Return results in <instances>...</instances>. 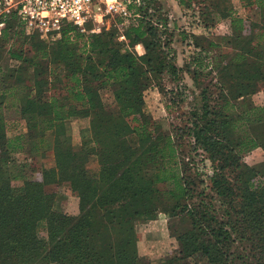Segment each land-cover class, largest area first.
I'll return each instance as SVG.
<instances>
[{
  "label": "trees",
  "instance_id": "1",
  "mask_svg": "<svg viewBox=\"0 0 264 264\" xmlns=\"http://www.w3.org/2000/svg\"><path fill=\"white\" fill-rule=\"evenodd\" d=\"M187 1L193 0H178L183 8ZM143 2L130 5L133 17L122 28L127 46L144 47L142 56L117 47L116 36L106 30L82 34L67 25L60 39L47 41L38 32L28 33L16 13L6 16L0 36V107L11 93L18 99L20 115L30 120L31 139L52 131L54 164L24 165L30 175L12 170L11 165L17 169L18 162L9 151L6 122L0 113V264H141L135 222L154 219L160 209L171 210L162 198L153 199V186L174 181L185 195L179 185L176 146L170 137L157 134V123L143 109L144 91L153 85L163 90L164 74L179 72L150 24L149 1ZM249 4L264 10V0ZM207 10L204 24L210 28L213 18ZM260 31L258 41L264 39V15ZM85 39L83 49L72 47ZM195 40V48H202L203 41ZM250 41L234 47L239 53L231 61L219 62L215 70L220 94L214 104H205V112L196 114L193 122L194 150L208 156L215 171L209 177L211 191L233 214L231 229L200 205H173L171 216L181 214L192 229L179 237L182 257L162 264H188L183 260L199 253L209 264H264V182L257 185V172L241 162L251 148L262 145L260 135L264 134L236 131L238 122L264 127V117L254 121L251 113L238 117L233 112L238 100L252 101L264 81V44L263 52L253 54ZM208 46L216 47L213 41ZM246 57L254 60L235 62ZM103 85L117 87L113 109L105 107L99 94ZM85 118H90V127L76 149L67 134L68 121ZM131 120L136 126L130 125ZM134 135L137 145H133ZM158 138L162 149L157 148ZM93 157L98 160V172L90 168ZM166 158L173 163L160 166ZM15 181L23 185L15 187ZM62 185L79 199L76 216L59 210L54 193L48 191ZM234 233L249 244L250 263L229 250Z\"/></svg>",
  "mask_w": 264,
  "mask_h": 264
},
{
  "label": "rangeland",
  "instance_id": "2",
  "mask_svg": "<svg viewBox=\"0 0 264 264\" xmlns=\"http://www.w3.org/2000/svg\"><path fill=\"white\" fill-rule=\"evenodd\" d=\"M146 1H149L148 3L153 9L149 12L151 14L149 17L150 24L156 29L162 48L167 49L169 58L171 57L179 72L176 76L169 73L164 74L163 90L153 85L144 91L143 109L144 113L157 123V134L170 137L174 142L177 154L176 161L179 164L178 172H180L179 185L184 188L185 193L184 195L177 189L174 181L160 182L153 186V199L155 197L156 200L162 198L167 205H171L170 211L173 212L175 211L172 208L173 205L176 206L181 203H187L190 206L200 205L208 213L215 215L218 223L229 225L228 229L230 230L234 216L227 211V207L223 205L221 198L211 191L212 183L209 177L213 176L215 171L209 161L206 160L207 154L194 150L193 122L197 119L196 114L201 116L205 112V104L209 101H211V105L214 104L215 99L220 94V88L217 84L218 72L215 70L219 62L231 61L239 53L234 47L241 48L249 43H244L249 39L253 40L250 41L252 42L250 46L253 54L263 52L260 51V48L264 44V39L258 41L257 35L262 32L260 25L264 10L255 5H250L251 0H209L214 5L209 2L206 3V0H193L187 1L185 8L179 5L178 0ZM141 4H144L143 0H141ZM230 8L232 9L231 15L229 13ZM206 9L213 18L210 28H206L204 24ZM236 19L242 21L240 25L234 24ZM91 27L92 25H87L89 30ZM122 28H119L116 23H112L105 30L108 34L114 33L117 47H123L124 52H132L137 56L144 55L145 50L142 45L143 54H140L137 46L133 49V47L127 46L126 41L120 39ZM194 38L203 41L201 43L202 48H195L196 40ZM209 41H213L216 47H209ZM85 42L86 39L84 41L78 40L72 47L81 50ZM195 58H199V60H195ZM245 59L254 60V58L246 57L235 62H243ZM195 63H198V66ZM116 89L117 87L111 85L99 86V94L106 108L113 109L116 106L114 97ZM233 112L238 117L251 113L254 121H256L257 116L264 117V81L258 84V90L252 96V101L238 100ZM4 113H6L5 115L16 116V118L18 116L15 108ZM136 123L131 120L130 125L134 127ZM245 123H237L236 131L238 134L245 135L248 133V129L252 130V136L264 134L263 126L247 127ZM8 126L12 125L8 123ZM73 126L74 141L80 143L81 127L89 126V122L87 124L82 122L81 126L79 123H74ZM23 128L20 126L19 132L23 131ZM18 129H13V132ZM254 130L258 131V135L255 134ZM248 134L250 135V132ZM260 136L262 145L251 148L241 157L243 164L257 172V185L264 182V136ZM131 138L133 145H137V136L134 135ZM157 141V148L162 149L164 145L161 143V138H158ZM12 156L18 162L15 165L18 166L17 169L11 165L12 170L16 172L23 170L28 175L31 173L30 168L27 170L28 167L25 166L29 164L35 166L41 163L40 159L26 162L29 159H26L24 155L13 154ZM161 156H165V154ZM43 160L45 161V159ZM97 162V158L93 157L90 163V168L94 172H98L100 168ZM163 163L166 167H170V163L173 162L166 158L159 165L161 166ZM47 164L52 166L54 161L49 159ZM160 168L163 169V166L158 169ZM13 185L20 187L23 182L15 181ZM48 191L54 193L55 205L59 210L73 216L79 214V199L73 196L69 186H52ZM212 196L216 197L212 199ZM150 198L152 199V197ZM170 211L164 212L160 209L155 213L154 219L135 222V242L141 264H162L169 259L182 257L179 237L190 231L192 226L190 223L182 221L181 214L179 217H173L171 215L175 212ZM249 248V244L241 235L233 234V241L229 250L245 263H250ZM183 263L209 264V261L202 253H199L183 260Z\"/></svg>",
  "mask_w": 264,
  "mask_h": 264
},
{
  "label": "built area",
  "instance_id": "3",
  "mask_svg": "<svg viewBox=\"0 0 264 264\" xmlns=\"http://www.w3.org/2000/svg\"><path fill=\"white\" fill-rule=\"evenodd\" d=\"M132 4L140 5L141 0H0V36L6 16L12 13L28 33L38 32L47 41L60 39L67 25L82 34H100L112 23L119 28L129 23ZM89 24L91 30L87 28ZM120 39L126 40L123 29Z\"/></svg>",
  "mask_w": 264,
  "mask_h": 264
},
{
  "label": "crops",
  "instance_id": "4",
  "mask_svg": "<svg viewBox=\"0 0 264 264\" xmlns=\"http://www.w3.org/2000/svg\"><path fill=\"white\" fill-rule=\"evenodd\" d=\"M138 50H140V54H143V47L141 45L137 46ZM21 93V92H20ZM12 98V99H11ZM13 102H12V101ZM17 103V105H16ZM18 99L14 96L11 95V93L8 94L7 99L5 101L4 106L0 107V113L1 115L4 117V120L6 122V134H7V141L10 143V149L9 151L14 154V155H21V156H25L26 159H29L26 162L32 161L37 159V161L40 159V164L43 163H48V160L50 159L51 161H54V136L52 134V131H48L46 132L47 135L41 137V138H37L34 140L31 139L30 137V129H29V122L30 120L26 117H23L20 115L19 112V108H18ZM16 109L18 112V116L16 118V116H10V115H5L6 113H4L5 111H9L10 109ZM2 110L4 111L2 113ZM83 123L89 122L90 124V118H85V119H71L68 121V130H67V134L69 136H71L72 138V143L73 146L76 149H79L82 146V135L83 132L87 131L89 129L90 126H86V127H81V131H80V143H75V136H74V123H79L80 126ZM12 125V126H8ZM21 126L24 127L23 131L19 132V127ZM13 129H18V130H14ZM40 129V126H39ZM47 130V129H46ZM12 131V132H11ZM16 131V132H15ZM41 153H47L49 156L48 158H44L45 161L42 159L41 156H38V154Z\"/></svg>",
  "mask_w": 264,
  "mask_h": 264
}]
</instances>
